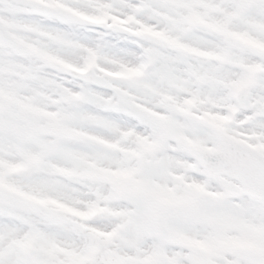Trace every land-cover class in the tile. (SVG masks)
Returning a JSON list of instances; mask_svg holds the SVG:
<instances>
[{"label":"snow or ice","instance_id":"snow-or-ice-1","mask_svg":"<svg viewBox=\"0 0 264 264\" xmlns=\"http://www.w3.org/2000/svg\"><path fill=\"white\" fill-rule=\"evenodd\" d=\"M0 264H264V0H0Z\"/></svg>","mask_w":264,"mask_h":264}]
</instances>
